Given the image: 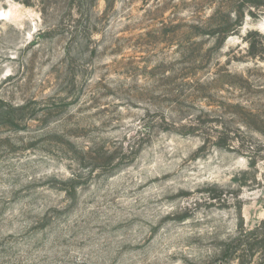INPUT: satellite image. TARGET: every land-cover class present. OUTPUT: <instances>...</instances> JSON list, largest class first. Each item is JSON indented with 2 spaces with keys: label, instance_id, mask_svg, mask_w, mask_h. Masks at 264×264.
Returning a JSON list of instances; mask_svg holds the SVG:
<instances>
[{
  "label": "rangeland",
  "instance_id": "1",
  "mask_svg": "<svg viewBox=\"0 0 264 264\" xmlns=\"http://www.w3.org/2000/svg\"><path fill=\"white\" fill-rule=\"evenodd\" d=\"M0 264H264V0H0Z\"/></svg>",
  "mask_w": 264,
  "mask_h": 264
}]
</instances>
